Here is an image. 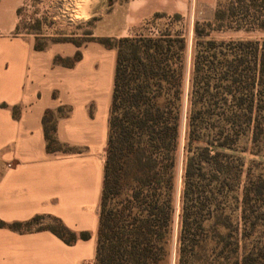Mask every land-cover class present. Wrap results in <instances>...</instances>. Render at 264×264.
<instances>
[{
    "label": "trees",
    "instance_id": "16d2710c",
    "mask_svg": "<svg viewBox=\"0 0 264 264\" xmlns=\"http://www.w3.org/2000/svg\"><path fill=\"white\" fill-rule=\"evenodd\" d=\"M212 25L264 31V0H217ZM91 41L118 52L95 264H161L177 212L187 40L166 33ZM81 57L55 63L73 66ZM192 65L179 264H264V162L245 171L244 158L228 152L264 156V41L198 39ZM44 128L48 153L74 151L57 138L55 111L46 112ZM42 219L0 220V228L49 230L68 245L90 237L59 219L33 228ZM209 243L212 262H200Z\"/></svg>",
    "mask_w": 264,
    "mask_h": 264
},
{
    "label": "crops",
    "instance_id": "0c3cea01",
    "mask_svg": "<svg viewBox=\"0 0 264 264\" xmlns=\"http://www.w3.org/2000/svg\"><path fill=\"white\" fill-rule=\"evenodd\" d=\"M27 2L0 0V220L40 215L90 237L68 245L49 230L0 228V264H95L118 52L98 41H59L38 50L34 37L19 32ZM198 3L124 0L97 29L124 26L132 36L156 15L188 17ZM97 36L120 37L106 30ZM78 52L82 57L73 66L55 63ZM49 110L56 112L59 142L73 152L48 153ZM168 264H179L178 255Z\"/></svg>",
    "mask_w": 264,
    "mask_h": 264
},
{
    "label": "rangeland",
    "instance_id": "374dc122",
    "mask_svg": "<svg viewBox=\"0 0 264 264\" xmlns=\"http://www.w3.org/2000/svg\"><path fill=\"white\" fill-rule=\"evenodd\" d=\"M124 0H28L23 8L21 26L19 32L24 35L34 37L37 44L46 45L53 42L78 41L86 43L97 34L110 32L117 36H128L129 31L124 26H113L108 29H97L99 19L110 13L116 4L120 6ZM198 5L188 17L177 19L175 15L158 14L154 18L145 22L141 27L132 33V36H159L161 34H171L176 36L183 35L187 40L186 49V81H185V101L183 107V120L181 128V151L178 156V199L176 203L177 212L174 224L172 241L168 248V255L161 264H168L170 259L179 251V234H180V201L179 195L182 191V178L185 163V145L187 142V116L189 111V92L190 76L193 68V57L195 45L198 39L216 40V41H264V31H245L236 29H216L212 25L216 10L217 0H198ZM197 2V1H195ZM117 21H122V15L118 14ZM196 28L198 30H196ZM198 31L201 35L198 37ZM115 38V37H111ZM247 144L243 143L244 148ZM244 158L246 166L245 171L250 163L264 162L263 155H254L249 150L228 151ZM259 173V171L257 172ZM244 175V179H245ZM117 203V201L115 202ZM238 213L234 214L237 219ZM55 225V221L42 219L33 225V228H40ZM213 243L207 245V250L203 253L205 256L200 262H212L210 255ZM208 256V257H207ZM208 258V259H207ZM207 259V260H206ZM232 258L230 262H235Z\"/></svg>",
    "mask_w": 264,
    "mask_h": 264
}]
</instances>
